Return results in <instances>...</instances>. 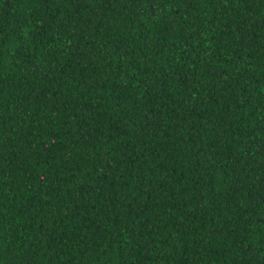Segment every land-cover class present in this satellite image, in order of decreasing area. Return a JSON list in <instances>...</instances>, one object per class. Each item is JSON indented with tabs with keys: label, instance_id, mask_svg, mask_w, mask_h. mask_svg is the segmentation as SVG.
<instances>
[{
	"label": "trees",
	"instance_id": "1",
	"mask_svg": "<svg viewBox=\"0 0 264 264\" xmlns=\"http://www.w3.org/2000/svg\"><path fill=\"white\" fill-rule=\"evenodd\" d=\"M0 264H264V0H0Z\"/></svg>",
	"mask_w": 264,
	"mask_h": 264
}]
</instances>
